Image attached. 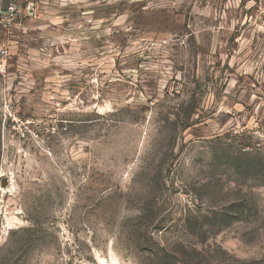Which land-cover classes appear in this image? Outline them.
Returning <instances> with one entry per match:
<instances>
[{
  "label": "rangeland",
  "instance_id": "1",
  "mask_svg": "<svg viewBox=\"0 0 264 264\" xmlns=\"http://www.w3.org/2000/svg\"><path fill=\"white\" fill-rule=\"evenodd\" d=\"M0 11V264H264V0Z\"/></svg>",
  "mask_w": 264,
  "mask_h": 264
},
{
  "label": "built area",
  "instance_id": "2",
  "mask_svg": "<svg viewBox=\"0 0 264 264\" xmlns=\"http://www.w3.org/2000/svg\"><path fill=\"white\" fill-rule=\"evenodd\" d=\"M15 12V7L13 5H10L7 8V13L12 15ZM0 14H3L2 11H0ZM7 55L6 49L0 44V76L4 74L5 72V65L4 61Z\"/></svg>",
  "mask_w": 264,
  "mask_h": 264
},
{
  "label": "water",
  "instance_id": "3",
  "mask_svg": "<svg viewBox=\"0 0 264 264\" xmlns=\"http://www.w3.org/2000/svg\"><path fill=\"white\" fill-rule=\"evenodd\" d=\"M6 184V181L5 180H3L2 181V185L4 186ZM163 252H165V250L163 249Z\"/></svg>",
  "mask_w": 264,
  "mask_h": 264
},
{
  "label": "trees",
  "instance_id": "4",
  "mask_svg": "<svg viewBox=\"0 0 264 264\" xmlns=\"http://www.w3.org/2000/svg\"><path fill=\"white\" fill-rule=\"evenodd\" d=\"M262 176V178H264V173L261 175ZM169 261V260H168Z\"/></svg>",
  "mask_w": 264,
  "mask_h": 264
}]
</instances>
